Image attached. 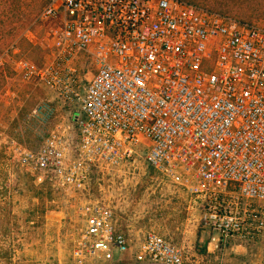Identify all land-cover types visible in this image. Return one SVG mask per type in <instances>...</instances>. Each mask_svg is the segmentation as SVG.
Wrapping results in <instances>:
<instances>
[{"label": "built area", "instance_id": "obj_1", "mask_svg": "<svg viewBox=\"0 0 264 264\" xmlns=\"http://www.w3.org/2000/svg\"><path fill=\"white\" fill-rule=\"evenodd\" d=\"M38 20L42 37L29 32L28 41H46L47 61L13 58L15 47L0 53V67L11 61L68 108L36 150L9 142L38 182L50 176L82 192L91 172L142 149L218 242L263 240L264 27L185 0H47ZM33 113L48 117L52 107ZM81 209L84 227L58 264H116L127 241L114 210L90 200ZM143 253L183 264L181 249L155 231L144 234Z\"/></svg>", "mask_w": 264, "mask_h": 264}, {"label": "rangeland", "instance_id": "obj_2", "mask_svg": "<svg viewBox=\"0 0 264 264\" xmlns=\"http://www.w3.org/2000/svg\"><path fill=\"white\" fill-rule=\"evenodd\" d=\"M185 1L264 27V16L248 12L236 15L226 10L229 4L224 0ZM44 4L45 0H0V53L15 47L18 54L13 58L20 56L37 64L50 58L44 39L35 45L28 41L29 32L42 37L38 16ZM254 7L263 8L264 4L242 3L238 9L252 11ZM46 101L52 115L46 117L44 113L41 119L36 118L33 110ZM67 112L68 108L43 86L23 81L11 61L0 67V156L4 157L0 163V264L67 262L84 227L81 207L89 200L110 206L115 219H125L134 211L141 215L152 200L164 204L173 195H179V207L186 206V193L149 167L142 149L117 169L91 172L88 189L82 192L66 189L50 176L38 182L12 154L9 142L14 140L23 148L36 150L54 124L66 120ZM147 230L152 231L142 227L144 234Z\"/></svg>", "mask_w": 264, "mask_h": 264}, {"label": "crops", "instance_id": "obj_3", "mask_svg": "<svg viewBox=\"0 0 264 264\" xmlns=\"http://www.w3.org/2000/svg\"><path fill=\"white\" fill-rule=\"evenodd\" d=\"M178 197L173 195L164 204L152 200L141 215L134 211L125 219H116L120 229L117 228L125 234L127 241L124 251L114 253L116 264H156L143 253L142 227L150 228L176 244L182 251L183 264H264V238L254 245L233 240L218 242L216 234L199 225L196 203L185 196V208L179 207Z\"/></svg>", "mask_w": 264, "mask_h": 264}, {"label": "trees", "instance_id": "obj_4", "mask_svg": "<svg viewBox=\"0 0 264 264\" xmlns=\"http://www.w3.org/2000/svg\"><path fill=\"white\" fill-rule=\"evenodd\" d=\"M47 0H45V3H46ZM227 4H229L228 6V9L226 10H230V12L236 14V15H244L246 14L247 12L250 13V15L252 14H256V15H260V16H264V7L261 8V7H254L252 9V11H248L246 8L245 9H242V11H240L238 9V6L239 4H242V3H258V4H264V0H224ZM216 4L219 6V7H222V3L220 2H216ZM45 5V4H44ZM3 155L0 156V163H3ZM1 255V253H0Z\"/></svg>", "mask_w": 264, "mask_h": 264}]
</instances>
